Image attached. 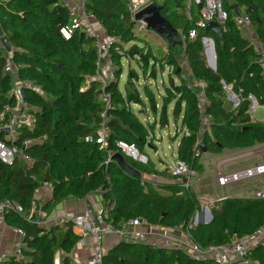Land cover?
<instances>
[{"label":"trees","instance_id":"obj_1","mask_svg":"<svg viewBox=\"0 0 264 264\" xmlns=\"http://www.w3.org/2000/svg\"><path fill=\"white\" fill-rule=\"evenodd\" d=\"M162 8L161 14L176 28L182 15L176 7L186 0H153ZM202 1V0H201ZM251 18L255 33L264 44V0H233ZM86 12L93 15L107 36L113 41L110 51L116 66L115 79L108 82L105 90L110 93L107 107L109 134L105 145L97 143V129L101 122L104 104L99 101L100 85L94 79L96 67L95 38L75 32L64 39L60 28L68 21V12L59 0H9L0 5V34L7 37L12 48V63L16 67L22 103L33 114L32 130H21L15 142L18 150L32 158L27 164L16 157L10 164L0 161V200H9L22 207L21 213L8 212L5 222L24 232V247L19 258H11L2 264H54L57 250L68 252L78 239L71 224L52 225L48 230L35 222L25 220L34 189L44 183L52 186V201L66 197L85 198L101 190L105 203L114 201L109 219L115 226L122 220L135 217L151 224L184 227L200 207V201L190 189L178 185L168 186L170 193L162 195L145 183L141 175L157 172L150 160L145 163L124 155L125 160L140 176L125 172L115 161H104L108 152L119 151L116 140L133 144L139 153L149 143L156 124L168 123L167 106L174 100L172 113L180 126L177 136L184 129L176 149L177 158L195 174L204 170L202 160L206 155H221L249 149L264 143V123L252 121L247 113L248 102L241 101L232 110L223 107L222 82L231 84L232 90L242 97L253 94L259 105L264 104V80L260 75L257 54L248 39L237 28L232 5L222 0L227 18L221 28L222 36L216 38L211 30H201L194 39L186 41L183 52L180 47L167 45L163 56H155L147 42L141 45V37L133 35V23L125 8L124 0H84ZM198 10V4H192ZM197 6V7H196ZM251 8L253 12H248ZM192 10V9H191ZM183 31L193 27V22L182 19ZM213 38L215 70L206 66L201 37ZM137 41H140L139 43ZM128 48L124 45L130 43ZM182 52L184 68L178 63L177 54ZM136 53V55H135ZM6 51L0 49V109L5 104L15 105L11 92L10 73L3 72ZM140 57L142 73L149 62V75L155 77V63L167 64L171 73L178 77L177 84L169 83L160 107L158 119L142 123L132 112L131 104H142L134 80L138 75L129 71L130 87L124 93L118 88L123 56ZM158 55V54H157ZM187 72L188 78L182 75ZM183 73V74H182ZM205 82L206 113L211 116L208 131H202L200 148L195 154V142L199 135L200 120L195 93L188 88L189 80ZM151 110L156 112V100L146 85L143 87ZM23 147L26 137L42 138ZM85 137L91 140H85ZM1 138V135H0ZM200 147V146H199ZM208 223L198 222L190 230L191 238L202 247L219 246L234 238H242L264 225V198L231 196L216 201L210 210ZM27 257V258H25ZM252 257L264 264V245L256 246ZM104 264H217L212 260H194L179 249L151 246L144 242L119 241L103 257ZM63 264H70L65 258ZM233 264V263H227Z\"/></svg>","mask_w":264,"mask_h":264},{"label":"built area","instance_id":"obj_2","mask_svg":"<svg viewBox=\"0 0 264 264\" xmlns=\"http://www.w3.org/2000/svg\"><path fill=\"white\" fill-rule=\"evenodd\" d=\"M9 0H0V5L6 6ZM61 5L66 8L68 12V21L60 28V33L64 39L70 38L75 32L83 33L85 36L95 38V52H96V67L94 73V79L100 85L99 101L104 104V110L101 112V122L98 124L96 142L105 145L106 137L109 134V128L107 126V107L110 105L111 95L105 90V86L108 82L115 79V65L111 55V45L114 40L107 37H102L98 34L95 25L93 23V15L86 12L84 0H59ZM125 8L128 12L131 22L133 23V35L136 37H146L153 33L152 30L147 28L146 23L143 20H136L135 14L146 6L150 0L139 2L137 0H124ZM192 4L200 5L198 18L192 19L189 13V8ZM185 17L193 22V27L189 28L186 32H180V38L182 44L185 46L186 41L194 39L198 36L201 30L205 29L207 22L216 21L222 28L227 14L222 7V0H187V8L184 13ZM238 30L248 39L252 50L257 54V63L260 69V75L264 80V44L258 37L252 35L251 18L245 11L239 13L235 17ZM1 37V36H0ZM205 36L201 37V44L203 47L204 59L211 67V62L215 59V54L212 52L213 42ZM11 47V46H10ZM3 46L0 43V49ZM4 49V48H3ZM5 50V49H4ZM6 51V50H5ZM11 52L6 51L7 55L4 58L3 72L12 73L16 71V67L12 63ZM169 72L171 67H169ZM17 72V71H16ZM27 85V83H24ZM206 84L200 80H192L188 83V88L195 93L197 99V109L199 111L200 129L199 135L195 142V154L199 153L201 139L199 138L202 131H208L211 125V116L206 113L205 106L207 103L204 93ZM222 88L224 93H230V98L233 100L232 109L239 106L241 101L246 100L248 102L247 113L250 118L256 109L260 106L257 99L253 94H248L245 98L241 96L240 90L234 92L231 84H225L222 82ZM35 118L32 113L26 110V106L21 102L20 105L5 104L0 109V161L6 164H10L16 157L27 164L32 163V158L18 150L15 142L21 133V130H32L34 127ZM188 136L189 132L184 129L182 134ZM46 136L42 138H30L26 137L22 140L23 147H27L33 142H41ZM85 140H91L89 137H85ZM115 145L124 155L130 156L140 162H146L147 158L138 153L136 147L133 144H128L123 140H116ZM114 152H108L107 158L104 161L107 164L112 160V154ZM171 176L176 178L182 189H190L191 179L195 176V172L188 167L183 161L177 159L173 167L169 170ZM264 174V157L261 162L244 167L242 169L224 173L220 170L216 172L215 183L217 186H225L231 183L240 182L249 178H253ZM153 178H162L157 173H151ZM141 183H143L141 181ZM52 191L50 183H44ZM38 192V187L34 189V195ZM30 203L28 213L25 216V220L29 222H40V202H37L34 198ZM254 198H264V187L255 190L253 193ZM225 197L213 200L211 203L205 197H198L201 205L198 210L190 217L182 229L183 234L177 235L174 233L175 227H169L159 224H151L140 219L138 217L122 220L115 226L109 219V213L113 210L114 201H108L103 206L92 209L89 206H85L83 211L75 213L73 215L64 214L57 218L59 224H71L72 228L77 230L80 242L82 244L89 243L91 253L90 257L79 262L78 264H104L103 257L106 253L103 241L107 236H115L122 238L126 241L144 242L155 247H163L166 249H179L184 251L190 258L194 260H212L217 264H261L259 260L252 257L253 249L258 245H264V225L256 228L252 233L242 238H234L229 243L219 246L202 247L198 243L194 242L190 235L192 230L202 214H208L210 211L209 205L212 208L216 201L224 199ZM215 201V202H214ZM209 203V204H208ZM21 213L22 207L18 204L12 203L5 199L0 200V226L5 223V216L8 212ZM204 214V215H203ZM15 231L20 239L14 242L13 249L11 251L0 252V264L11 258H19L22 256V248L24 246L23 238L24 232L14 227ZM88 239H90L88 241Z\"/></svg>","mask_w":264,"mask_h":264},{"label":"crops","instance_id":"obj_3","mask_svg":"<svg viewBox=\"0 0 264 264\" xmlns=\"http://www.w3.org/2000/svg\"><path fill=\"white\" fill-rule=\"evenodd\" d=\"M137 1L143 2L145 0H137ZM150 1L152 2L153 0H150ZM228 1L232 5V7H233V4L236 3L233 0H228ZM186 8H187V0L185 1V4L182 7H176L175 8L176 12L179 13L180 15H182V18L178 19L179 24L175 28V29H177V31L179 33L181 31H183V24H181L182 19L183 20L187 19L184 15ZM199 8H200V5L198 6V10H197V8L195 9L194 6H193V8H192V6L189 8V13H190V16L193 20L198 18ZM237 9H238L239 13H242L245 11V8L240 7L239 5H238ZM232 11H233V8H232ZM236 16H237V14L234 13V18ZM93 23L95 25V28H96L98 34L100 36H105V32L103 31L101 26H99V23L96 21L95 18L93 19ZM250 30L253 33L252 35L253 36L255 35L257 37V35L255 33V28L253 27V25L251 26ZM241 35H243V34L241 33ZM0 36H3V35L0 34ZM148 36L154 37V38H156V40L161 41L162 46H163V49H162L163 52L161 53L162 55H164L166 53V51H168L167 50L168 43L165 40H163L162 38H160L159 36H157L154 32L150 35H147L146 37H142V38H144V40L142 42H140L141 45H144L145 44L144 42H147L145 40L147 39ZM205 37H207V36H205ZM207 38H211V37H207ZM211 39L213 40V38H211ZM174 47H176V46H172V48H174ZM177 47H182L183 50L185 48V46L183 44L181 46H177ZM213 48H214V44H213ZM203 57H204V53H203ZM178 63L184 68V66H185V60L184 59L181 62L178 60ZM165 66H167L169 69V66L167 64H165ZM209 68L211 69V67H209ZM168 73H169V70H168ZM10 75H11V77H10L11 92L14 94L15 102L18 105H20L22 102L20 89L24 83H21V81L18 79V75H17L16 71L13 72V74L11 73ZM175 77H177V76L175 75ZM182 77L185 79L184 74L182 75ZM192 80H189V82ZM224 94H225L224 97L227 96L228 98H230V93H224ZM230 99H232V98H230ZM230 110H232V108ZM252 119H253V115L251 117V120ZM257 122H259V121H257ZM176 125H177V123H176ZM175 130H176V127H175ZM179 142H180V139H179ZM179 142H178V145H179ZM146 146H148V148L155 150L154 144L151 145L148 143ZM249 149L224 152L221 155H206L202 160L203 167L205 169V164H207V162L210 161V158L218 159L216 162V165H215V169H214L215 170V178H216V172L218 170H220L224 173H228V172L236 171V170L242 169L244 167H247V166L261 162V160L264 157L263 153H260L261 157H262V158H260V160H255L254 162L252 161V163H248V164H246V163H242L240 165L238 164V166H241L240 168L239 167H236V169L232 168V165H231L232 163H237L236 161L239 159H244V158L250 159L251 156L256 153L255 150L250 151ZM139 154H141L142 156H145L147 158L146 161L150 160L152 162V160L149 158V156L147 154H145L143 151ZM176 158H177V155H176ZM132 159H134V158H132ZM134 160H137V159H134ZM137 161H139V160H137ZM143 163H145V162H143ZM154 165H155V168L157 170V172H155V173L161 175L162 178H153L150 176L151 173L142 174L141 180L143 183H145L146 186L147 185L150 186L151 188H153L154 190H157L162 195H168L170 193V189L168 186H170V185L180 186V184L178 183L176 178L171 176L169 170L172 167H170V165L167 162H164L161 159H159V163L158 164L154 163ZM152 173H154V172H152ZM260 176H256V177H260ZM215 178H214V184H215V186H217L215 183ZM193 181H195V180H193ZM260 181H262V183H259ZM254 182H255V185L250 186L248 189L250 191V193L245 195V196H252L253 197V193L255 190H258V189L264 187V179H258ZM236 183H238V182H236ZM231 184H235V183H231ZM190 190L196 195L197 198L200 196L195 192V190L192 186V182H191ZM201 197L207 198L209 200V202L211 203L213 200H216V199H219L222 197L226 198V197H229V195H227V194H223V195H219V196H212V195L204 196L203 195ZM238 197H243V195H240ZM34 198L36 199L37 202H40V209H39L40 215L38 216L40 219V222L38 223V225L41 226L42 228L46 229V230H48L52 225L62 226L63 224H59L57 221V218H59L60 216H62L64 214L73 215L75 213H80L83 211V209L86 205L91 207L92 209H94V208L101 207L105 204L103 197H102L101 190H96V191L90 193L89 195H87L85 198L66 197L59 202L53 203L52 206L50 205L48 208L44 209L43 207L44 206L46 207L48 205V203L52 201V191L45 185L38 187V192L34 195ZM200 205H201V203H200ZM209 208L211 210L210 205H209ZM206 220H208V214H205L204 217H202V214H201V216L199 218V222L204 223ZM14 227L15 226L10 225L8 222L7 223L5 222L0 226V252L1 251H11L13 249L14 242L17 241L18 239H20V236L15 231H13ZM73 233L78 236L77 241L75 242L73 247L68 252L63 251L62 249L57 250L55 252V255H54V264H63V261L65 258L68 259L70 264H78L79 262L90 257L91 249H90L89 243L82 244L80 242L77 230L73 229ZM174 233L177 235H180V234L182 235L183 231H182L181 227H175ZM89 240L90 239H88V241ZM121 240L126 241L122 238H117L115 236L105 237L103 244H104L106 253L109 249H111L113 246H115ZM146 244H148V243H146ZM25 258H27V257H25Z\"/></svg>","mask_w":264,"mask_h":264},{"label":"rangeland","instance_id":"obj_4","mask_svg":"<svg viewBox=\"0 0 264 264\" xmlns=\"http://www.w3.org/2000/svg\"><path fill=\"white\" fill-rule=\"evenodd\" d=\"M102 37H107L106 32H105V36H102ZM143 40L144 38L141 39V41ZM145 41H147V44L150 46L155 56L157 57L163 56L161 54L163 52L162 50L163 46L160 40H156V38L148 36ZM137 42L139 43L140 41H137ZM130 44L131 42L124 45V48H128ZM180 48H181V51L183 52V48L182 47ZM182 52H180L176 56V58L180 62L183 60ZM120 60H121L122 69H121V73L119 74V79H118L119 90L122 93H124V87L125 86L130 87L128 73L129 71L134 70L136 74L138 75V79L134 80L133 85L138 90V93L142 100V104L132 103L130 108L132 112L137 116V118L142 123L147 124V123L153 122V120L158 119L160 107L163 101L162 96L166 94L165 93L166 86L169 87L170 86L169 83L171 81L177 84L178 78L175 77L173 72L168 73L167 66L163 65V67H160L161 65L160 63H158L159 61L155 63L156 64L155 65L156 74H155V77L153 78L149 75L152 59L150 60L149 62L150 65L148 66L145 73H142V68H141L142 61L140 60L139 57L123 56ZM205 64L208 66L206 62ZM184 76H185V79L188 78L187 72L184 73ZM144 85L150 88V91L156 100V112L155 113L151 110L150 105L146 99L145 93L143 92ZM173 103H174V100L171 103H169L167 106V111H166L167 119H168L167 125L161 128L159 127L158 124H156L153 136L151 137V139H149V142H153L155 150L148 148V146H145L143 149V152L149 156L152 162H154L155 164H158L159 159H161L162 161L167 162L170 165V167H173L174 163L176 162V159H177L176 149H177L180 136L182 134L181 132L177 136L174 135L175 127L178 128L180 126V115L178 117L179 119L177 120V125H176V122H175V119L172 113ZM223 106L226 110H230L233 106V100L228 98L227 96L224 97ZM253 119L252 121H259V122L264 123V104L260 105L256 109V111L253 113ZM249 150L250 151L255 150L256 153L253 154L250 159L249 158L239 159L236 161L237 163H232L231 165L233 169H236V167L240 168L241 166H238V164L239 165L242 163L248 164V163H252V161L254 162L255 160H260V158H262L260 153L264 154V144L256 145V147L255 146L251 147ZM217 160L218 159L216 158H210V161L207 162V164H205V169L201 173L193 176L191 179L192 186L195 192L198 195H200L199 197L203 195L204 196L206 195L219 196L223 194H227L229 195V197L240 196V195L245 196L250 193V191L248 190L249 187L255 185L254 181L258 179H264V174H262L261 176L259 175L260 177L249 178V179L242 180L235 184H228L225 186H215L214 184L215 170L214 169H215ZM259 183H262V181H260Z\"/></svg>","mask_w":264,"mask_h":264},{"label":"water","instance_id":"obj_5","mask_svg":"<svg viewBox=\"0 0 264 264\" xmlns=\"http://www.w3.org/2000/svg\"><path fill=\"white\" fill-rule=\"evenodd\" d=\"M238 4H233V12L235 14H239L238 11ZM161 6L157 4L156 2L152 1L149 2L146 6H144L140 11H138L135 14L136 20H143L146 23L147 28L152 30L157 36L165 40L169 45L172 46H181L182 41L180 38V33L175 29L170 22L161 14ZM248 12H253L251 8L247 9ZM207 30H211L214 32L216 38L220 39L222 36V31L220 25L216 21H209L207 22L204 32ZM83 35V33H81ZM211 42H213L212 39H210ZM0 42L3 46V48L10 52L11 47L7 41L6 36L0 37ZM212 52H214V48L212 46ZM141 55L139 56V58ZM211 69L215 70V59L211 62ZM172 83V81H171ZM128 87V86H126ZM200 148L205 152L204 146L200 145ZM112 160L115 161L125 172L130 173L135 176H140V172L135 170L132 166L127 163L125 160L123 154L119 151H116L112 154ZM212 218V215L210 212H208V220H206L204 223H208Z\"/></svg>","mask_w":264,"mask_h":264}]
</instances>
